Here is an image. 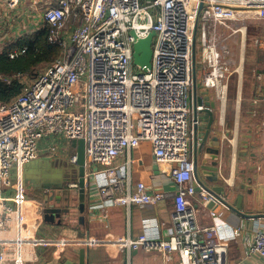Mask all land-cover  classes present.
I'll return each instance as SVG.
<instances>
[{
    "label": "built area",
    "instance_id": "2783aa9c",
    "mask_svg": "<svg viewBox=\"0 0 264 264\" xmlns=\"http://www.w3.org/2000/svg\"><path fill=\"white\" fill-rule=\"evenodd\" d=\"M20 1L0 0V6L12 11ZM37 4L48 41L60 47V56L15 98L0 102V264L24 261L20 251L12 258L7 255L18 237L16 212L3 198L11 170L59 154L60 141L75 143V151L63 154L74 164L79 139L84 140L86 166H104L99 192L113 205H150L167 197L147 191L142 181L132 191L128 172L124 178L116 176L115 159L141 142L150 145L155 162L171 165L177 187L172 196L173 233L167 241L142 234L112 240L108 246L121 252L156 250L167 259L176 253L179 264H227L229 243L220 239L215 226L198 222L190 203L196 186L202 188L193 162V30L199 12L201 86L223 104L231 75L226 41L242 33L232 22L237 12L246 11L264 23V0H36ZM220 30L226 31L222 40ZM131 31L137 38L156 33L146 72L133 65L136 39ZM133 66L140 72L134 73ZM249 254L264 258V229L254 234Z\"/></svg>",
    "mask_w": 264,
    "mask_h": 264
},
{
    "label": "crops",
    "instance_id": "0c3cea01",
    "mask_svg": "<svg viewBox=\"0 0 264 264\" xmlns=\"http://www.w3.org/2000/svg\"><path fill=\"white\" fill-rule=\"evenodd\" d=\"M19 9L23 14L34 10V15H29L34 21L28 18L29 26L33 28L28 31L16 29L18 25L5 20L6 8L0 6V51L44 24L42 9L36 5V0H21L18 9L12 12ZM234 22L242 26V33L232 38L229 44L235 41L230 51L239 50L244 65L240 72L238 69L231 72L225 103L217 102L208 90L209 101L215 102V108L212 110V131L202 154L216 152L218 177L221 180L214 185L231 190L225 199L229 205L235 207L237 198L241 196L242 213L264 215V42L261 40L264 23L257 19L254 12L246 11L237 12ZM7 23L10 24L8 33ZM234 72L236 75L233 77ZM201 78V71L197 67V81L200 84ZM203 91L205 88L201 86L197 94ZM208 120L206 113L199 114L197 127L193 128L194 153L198 146L196 140L203 137ZM41 158L50 159L45 165L39 164L25 170L24 165L13 168L4 186L3 198L6 205L16 212L14 222L18 233L17 245L7 250L9 258L20 251L24 258L22 264H60L59 261L64 264L66 260L77 262L82 250L84 264H179L176 253L167 259L156 250L121 252L107 245L115 239H137L142 234L153 240L167 241L173 233L172 196L177 187L170 176L171 165L155 162L148 143L141 142L138 148L124 152L115 159L116 176L124 178L128 172L132 191L136 182L142 181L147 191L164 193L167 197L150 205H113L99 192V186L105 182L102 173L104 166L91 164L86 166L82 184L83 211L76 212L71 207L64 209L59 222L44 217V199L48 205L54 202L47 203L50 194L43 198L44 191L40 190L42 182L47 180L53 184L56 181L64 189L78 190V185L71 187L78 183V173L77 176L76 172L73 175L75 170L71 163H62L67 157L61 153L38 159ZM243 185L246 188L241 189ZM203 194V200H200L201 194L197 193L190 198L191 207L196 211L200 224L215 226L220 239L229 243L226 263L264 264V258L249 254L254 234L264 229V217L254 219L241 216L210 195ZM211 200L214 203L211 204ZM73 202H77L76 197L71 199L70 205ZM236 229H240L239 236L235 235Z\"/></svg>",
    "mask_w": 264,
    "mask_h": 264
},
{
    "label": "water",
    "instance_id": "95a60500",
    "mask_svg": "<svg viewBox=\"0 0 264 264\" xmlns=\"http://www.w3.org/2000/svg\"><path fill=\"white\" fill-rule=\"evenodd\" d=\"M203 7L201 4L199 6V11ZM198 19L199 12L197 14L194 30H193V43H192V95H191V110H192V119L196 123L195 129L198 124V116L201 113H206L209 117L206 131L200 140H196V151L193 155L194 162V177L201 184L202 188L196 186L195 192L200 194L203 191L210 197H214L221 204L226 205L230 209H232L235 213L249 218H260L264 217V215H248L241 212V201L242 198L239 196L237 198V204L235 207L229 205L226 202L227 194L231 193V190H225L224 187H219L214 185V183L220 181L221 179L218 177V156L215 153L208 152L202 154L205 143L207 142L208 135L210 134L211 125L213 122V113L212 110L215 108V102L209 101L208 90L201 92L199 95L198 90L201 87V84L197 81V30H198ZM131 34L135 37L136 41L133 45V65L139 66L143 72H146L151 67V58H152V41L155 37V32L150 31L143 38H137L135 33L131 31ZM201 107V108H199ZM76 160L73 166L76 167L78 171V183L74 185H78L79 189H62V184H49L46 182L42 186L43 189H46L50 192V196L47 198L48 202H54L50 205L46 206V199H44L45 204L42 212L44 213V217L49 218V220H57L58 222L62 218L64 214V209L74 208L76 212H82L84 208V189L82 188L83 180L85 178L86 173V163H85V144L83 139H79L76 142ZM48 158L36 159L34 161H30L26 163L23 169H27L28 167H34L39 164H44L48 162ZM46 181V180H43ZM208 185V186H207ZM212 185V186H211ZM240 187V186H239ZM241 189L246 188V186H241ZM76 197L78 202L71 204L70 201L72 198ZM200 200H203L200 195ZM210 201V200H209ZM214 203L211 200V204ZM55 204V205H54ZM64 264H84L83 251L80 250V256L77 262H72L70 260H66Z\"/></svg>",
    "mask_w": 264,
    "mask_h": 264
},
{
    "label": "trees",
    "instance_id": "16d2710c",
    "mask_svg": "<svg viewBox=\"0 0 264 264\" xmlns=\"http://www.w3.org/2000/svg\"><path fill=\"white\" fill-rule=\"evenodd\" d=\"M49 31L44 25L24 35L0 51V102H9L22 89L19 76L30 74L49 65L60 56V47L48 41ZM11 58L13 52H20Z\"/></svg>",
    "mask_w": 264,
    "mask_h": 264
},
{
    "label": "rangeland",
    "instance_id": "374dc122",
    "mask_svg": "<svg viewBox=\"0 0 264 264\" xmlns=\"http://www.w3.org/2000/svg\"><path fill=\"white\" fill-rule=\"evenodd\" d=\"M8 9V8H7ZM6 9V15H5V20L7 19V21L8 22H12V23H15V24H17L18 26L16 27V29H20L21 31H25V30H31V28H33V26H29V17H30V19H32V16H29V15H32L34 12H32V11H34V10H32L31 12H27L26 14H23V11L22 10H17V11H14V12H12V11H10L9 9L7 10ZM30 11V10H29ZM14 14H16L15 16H14ZM34 15V14H33ZM11 19H13L12 21H9V20H11ZM32 21H34V19H32ZM9 23H7V29H6V33H8L9 31H8V27H9ZM232 25L234 26H236V27H239V28H242V26L241 25H236V23L233 21L232 22ZM16 26V25H15ZM14 26V27H15ZM28 26H29V28H28ZM42 26H44V24L42 25ZM13 27V28H14ZM15 29V30H16ZM11 31V30H10ZM224 32H226V31H223V30H220L219 31V37H220V40H222V36H223V34H224ZM238 34L239 33H237V34H235V35H233L231 38H228L227 39V41H226V43H227V45H228V47H229V50H230V46L232 47V45H233V42L235 41H233L232 43H231V45L229 44L230 43V41L232 40V38L233 39H235L237 36H238ZM197 37H198V33H197ZM240 51L239 50H237L236 49V51H234L233 53H231V51H230V57H229V59L231 60V72L233 71V70H235V69H238L237 71H241V69L243 68V65L244 64H242V58H243V56H240V53H239ZM239 64H240V68H238V66H239ZM196 65H197V67L199 68L200 67V65L198 64V60H197V63H196ZM47 66L48 65H44V66H42V67H40V68H38L37 70H35L34 72H32V73H30V74H26V75H23V76H19L18 78H19V80H20V82H21V84L22 85H26V84H29V83H31L32 81H33V79L40 73V72H42L44 69H46L47 68ZM132 70H133V72L134 73H139L140 72V70H138L136 67H134L133 66V68H132ZM233 75H236V72H234L233 74H232V76ZM232 76H231V78H232ZM234 77V76H233ZM60 143H61V145H60V147H59V149H60V153L61 154H64V153H67L68 151H70V152H73V151H75V143H67V142H63V141H60ZM59 263L61 264V261H59Z\"/></svg>",
    "mask_w": 264,
    "mask_h": 264
},
{
    "label": "flooded vegetation",
    "instance_id": "af4514ba",
    "mask_svg": "<svg viewBox=\"0 0 264 264\" xmlns=\"http://www.w3.org/2000/svg\"><path fill=\"white\" fill-rule=\"evenodd\" d=\"M50 159V158H49ZM53 158H51V160H52ZM51 162H53L54 163V161H51ZM62 163H68V164H70V162H69V160L68 159H64L63 161H62ZM70 166H72L73 168H74V172H73V175H75L74 173L76 172V176H77V173H78V171H76L77 169H76V167L75 166H73L72 164H70ZM75 176V177H76ZM46 182L47 183H49L47 180L46 181H43L42 182V185H44V184H46ZM50 184H52V183H50ZM53 184H56V181H54L53 182ZM62 189H64V188H62ZM65 189H67V188H65ZM40 190L42 191H44V195H43V198H45L47 195H49L50 194V192L48 191V190H46V189H43V188H40ZM48 197V196H47ZM46 206H47V204H46ZM44 214V213H43ZM46 220H49V218H47L46 217ZM56 220V219H55ZM61 220V219H60Z\"/></svg>",
    "mask_w": 264,
    "mask_h": 264
}]
</instances>
